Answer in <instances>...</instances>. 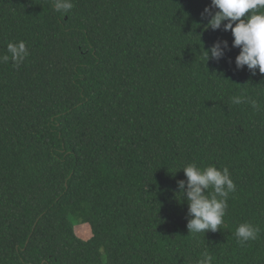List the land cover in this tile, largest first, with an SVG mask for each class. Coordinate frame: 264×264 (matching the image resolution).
I'll use <instances>...</instances> for the list:
<instances>
[{
	"label": "trees",
	"instance_id": "1",
	"mask_svg": "<svg viewBox=\"0 0 264 264\" xmlns=\"http://www.w3.org/2000/svg\"><path fill=\"white\" fill-rule=\"evenodd\" d=\"M72 3L0 0V56L30 50L0 63V264H264V75L236 69L230 31L204 30L211 0ZM193 163L237 186L217 232L188 231ZM245 222L261 233L241 246Z\"/></svg>",
	"mask_w": 264,
	"mask_h": 264
},
{
	"label": "clouds",
	"instance_id": "2",
	"mask_svg": "<svg viewBox=\"0 0 264 264\" xmlns=\"http://www.w3.org/2000/svg\"><path fill=\"white\" fill-rule=\"evenodd\" d=\"M53 7L58 12H67L73 8L72 0H53ZM202 18L208 17L205 26L207 30L230 31L234 37L232 47L239 48L236 57L237 70L245 66L255 76L257 70L264 75V0H211L210 6L204 9ZM229 49L228 42L217 41L209 50H203L202 55L208 60H221ZM30 55L26 41L9 42L7 54L0 56V63L10 59L19 68ZM247 102L253 110H260L258 102L251 97H232V103L239 105ZM185 180L178 181V194L188 204L187 228L190 234L217 232L224 227L227 215L228 199L235 193L237 186L231 178L228 167L217 169L208 166L198 167L195 163L182 169ZM177 197V196H176ZM261 229L245 222L237 226L235 237L241 246L259 238ZM198 264H213V257L205 252Z\"/></svg>",
	"mask_w": 264,
	"mask_h": 264
},
{
	"label": "rangeland",
	"instance_id": "3",
	"mask_svg": "<svg viewBox=\"0 0 264 264\" xmlns=\"http://www.w3.org/2000/svg\"><path fill=\"white\" fill-rule=\"evenodd\" d=\"M75 231L77 236L83 240L92 238V230L88 224L75 223Z\"/></svg>",
	"mask_w": 264,
	"mask_h": 264
}]
</instances>
